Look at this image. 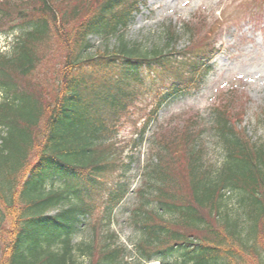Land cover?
<instances>
[{"label": "trees", "instance_id": "16d2710c", "mask_svg": "<svg viewBox=\"0 0 264 264\" xmlns=\"http://www.w3.org/2000/svg\"><path fill=\"white\" fill-rule=\"evenodd\" d=\"M141 3L0 0V36L20 34L0 54V264H264V142L224 107L200 128L195 119L153 139L128 208L131 248L110 235L72 244L97 208L109 217L129 194L125 179L102 184L118 166L104 146L140 89L156 103L135 131L137 147L162 106L202 87L218 52L178 49L166 28L148 49L120 36L114 51L90 56V40L126 31ZM52 39L66 50L45 105L30 81L43 63L37 49ZM257 125L264 130V118ZM206 144L220 153L218 166L204 161Z\"/></svg>", "mask_w": 264, "mask_h": 264}, {"label": "rangeland", "instance_id": "374dc122", "mask_svg": "<svg viewBox=\"0 0 264 264\" xmlns=\"http://www.w3.org/2000/svg\"><path fill=\"white\" fill-rule=\"evenodd\" d=\"M185 26L192 32L189 44L181 31ZM70 28L68 26L64 29L69 31ZM166 28L177 32L178 49L210 44L218 47L221 55L204 87L162 107L156 119L146 128L145 142L138 148L137 143H131L138 139L135 131L141 129L151 116L150 110L156 102L151 91L140 89V97L121 119L116 134L103 145L104 148L110 145L108 153L116 157L118 166L105 175L102 184L109 189L116 181L125 179L130 188L129 194L109 217L104 209L97 208L87 219L86 227L72 239L74 246L88 244L93 237L102 240L103 236L110 235L113 237L110 240L117 239L119 243L131 248L130 240L135 233L129 225L128 208L134 198L137 199L136 191L141 187L140 172L143 162L153 151V139L173 133L186 122L195 119L199 121L200 128V124L208 121L206 117L209 109L217 106L233 112L237 126L246 131L248 138L264 142L263 127L257 125L259 118H264V0H142L126 31L116 37L94 36L90 40L93 49L89 55L114 51L120 36L129 42H140L148 49L156 45L158 37ZM19 36V32L0 36V54L9 55ZM49 44L37 49L43 63L32 74L30 81L36 86L32 89L40 93L45 105L51 104L56 96V75L63 67L66 50L58 40L52 39ZM2 96L0 93V100ZM2 134L3 129H0V136ZM204 150V161L218 166V150L210 144H206ZM131 154L132 162L126 165ZM78 258V264H87L84 257Z\"/></svg>", "mask_w": 264, "mask_h": 264}]
</instances>
